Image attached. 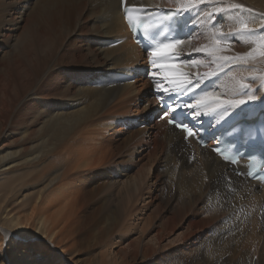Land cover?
<instances>
[{"label": "bare ground", "instance_id": "bare-ground-1", "mask_svg": "<svg viewBox=\"0 0 264 264\" xmlns=\"http://www.w3.org/2000/svg\"><path fill=\"white\" fill-rule=\"evenodd\" d=\"M214 2L264 14V0ZM237 15L219 18L222 31ZM184 21L199 39L183 53L210 43L202 14ZM236 40L228 54L250 47ZM145 58L119 0H0V243L15 231L0 264H264V186L154 120ZM191 58L203 63L181 65L190 78L215 67ZM249 70L264 63L233 72ZM231 81L201 89L228 98Z\"/></svg>", "mask_w": 264, "mask_h": 264}, {"label": "snow or ice", "instance_id": "snow-or-ice-1", "mask_svg": "<svg viewBox=\"0 0 264 264\" xmlns=\"http://www.w3.org/2000/svg\"><path fill=\"white\" fill-rule=\"evenodd\" d=\"M202 5L212 7L205 10L201 8ZM119 8L132 38L137 43L145 44L148 60L145 74L153 86V95L160 106V112L155 119L180 130L184 141L191 138L201 147L207 143L201 131L203 120L207 119L213 128L222 129L219 136H213L216 144L212 151L224 161L231 164H239L245 158L250 161L257 158L264 161V121L259 128L249 126L245 131L242 120L247 117L237 119L244 110L257 105L264 112V95L258 94L264 90V74L257 76L254 70H249V75L244 77L233 72L234 68L248 69L254 62L264 63V14L254 13L253 9L238 3L219 7L214 0H164L163 4L157 3L154 7H143L131 4L129 0H119ZM237 10L239 15L235 16V23L229 27L228 32L222 31L219 18ZM245 13L248 14L247 17L244 16ZM201 14L207 22V38L210 43L194 46L191 53H183L181 46L192 45L194 39H199L195 32L199 25L189 24L184 21V17L191 16L194 20ZM157 20L159 23L155 22ZM146 22L151 24L153 31L151 34L143 31L141 35ZM185 29L188 31L185 32ZM237 37L250 47L245 52L228 54L237 43ZM193 53L207 55L215 67H209L208 71L195 74L192 78L179 71L181 65L197 66L203 63L201 60L192 59ZM185 55L189 58L184 59ZM221 74L232 77L228 98L207 89L196 94V89L212 85ZM257 80L260 81L259 84H256ZM164 81L175 87L171 90L163 87ZM188 95H192L191 101L180 99ZM189 117L192 123L186 122ZM237 135L243 141L242 145H237L235 140H229L227 150L220 147L225 137ZM240 147L245 148L243 155ZM260 172H264V166L258 164L254 167L249 164L246 172L236 170L235 174L245 179L264 180V176L258 174ZM229 183L231 184V178ZM14 234L15 231L4 234L0 249H8ZM0 261H3V256H0Z\"/></svg>", "mask_w": 264, "mask_h": 264}, {"label": "rangeland", "instance_id": "rangeland-1", "mask_svg": "<svg viewBox=\"0 0 264 264\" xmlns=\"http://www.w3.org/2000/svg\"><path fill=\"white\" fill-rule=\"evenodd\" d=\"M154 120H156V119H154ZM153 121V120H152ZM151 174H152V172H151Z\"/></svg>", "mask_w": 264, "mask_h": 264}]
</instances>
